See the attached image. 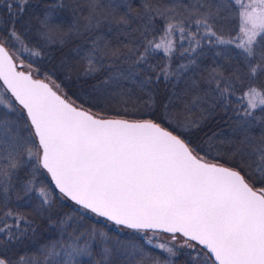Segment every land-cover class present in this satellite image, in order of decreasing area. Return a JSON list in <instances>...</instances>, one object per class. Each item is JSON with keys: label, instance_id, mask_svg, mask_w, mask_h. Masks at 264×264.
<instances>
[{"label": "snow or ice", "instance_id": "snow-or-ice-1", "mask_svg": "<svg viewBox=\"0 0 264 264\" xmlns=\"http://www.w3.org/2000/svg\"><path fill=\"white\" fill-rule=\"evenodd\" d=\"M26 6L27 0L0 3L8 15L6 20L0 17V264H82L85 257L87 264H111L108 235L94 227L80 231L77 226L68 232L64 225L71 227V217L59 221L61 238L38 250L42 259L8 255L10 245L32 227L27 215L9 207L13 196L19 201L35 194L37 214L52 210L55 198L40 180L44 173L81 210L139 234V240L115 242L126 257L124 264H174L173 258L182 253L191 264H264V144L254 149L257 160L248 173L242 165L208 162L211 152L200 155L182 138L198 122L190 117L181 122L170 110L171 99L163 106L160 122L105 117L77 105L60 92L52 80L55 73L36 78L42 74L33 64L44 57L45 46L63 43V36L52 26L51 10L39 19L32 36L28 25L17 29ZM87 7L77 34L106 24L118 35L135 32L138 37L117 46L102 35L92 39L81 56L83 75H95L108 59L127 65L126 74L118 72L117 79L142 71L147 75L140 84L147 85L153 75L167 81L174 72L196 64L194 57L203 53L205 41L211 46L234 45L239 50L235 56L216 53L226 55L230 71L221 65L208 70L213 108H231L245 123H264V116H256L257 110L264 113V0H142L141 10L134 14L142 24L131 32V14L118 15L116 5L105 8L99 0H88ZM224 21L236 22L230 30L235 35L225 38L219 27ZM160 52L165 63H150ZM176 52L188 63L173 69ZM18 54L32 63L26 65ZM116 95L128 105L125 92ZM208 96L194 97L184 110L190 112ZM153 103L150 95L145 107ZM131 108L125 107V116L144 115L135 104ZM21 111L27 117L23 125L9 118V113L19 117ZM250 175L257 180L250 181ZM95 244L102 245L98 260L93 259Z\"/></svg>", "mask_w": 264, "mask_h": 264}, {"label": "trees", "instance_id": "trees-1", "mask_svg": "<svg viewBox=\"0 0 264 264\" xmlns=\"http://www.w3.org/2000/svg\"><path fill=\"white\" fill-rule=\"evenodd\" d=\"M3 3V0H0ZM61 3L62 7H54ZM88 0H27V6L23 15L18 19L16 24L17 29H22L25 25L30 26L34 34V30L38 26L39 19L44 16L46 11L52 12V26L57 29V35L63 36V43L59 40L51 46H45V55L39 60L38 64H33V67H39L43 77L44 73H55L52 80L60 85V90L66 93L68 98L75 100L84 108L102 114L105 117L128 118V119H155L159 121L162 114L164 104L171 99L170 110L176 115L181 122L186 118H191L198 122V127L192 128L189 132L184 133L182 138L191 141V146L196 148L200 155L211 152L206 156L208 161L223 163L226 166H243V171L251 173L255 168L257 156L254 149L264 144V123L257 120H252L250 123H245L236 117V114L231 108L225 109L223 106L213 108L214 97L211 96L210 86L207 82V73L210 68L221 65L226 71L229 63L226 55L217 56L216 53H224L235 56L239 50L234 45H216L211 46L204 42L203 53L197 54L194 58L196 64H189L188 67L179 72H174L167 81L161 77L155 79L147 85H141L147 73L140 71L138 75L130 79H117L118 72H125L127 65L112 64L108 59H105L104 66L93 76H85L82 74L84 62L81 56L90 46L91 40L102 35L112 46H117L121 43H127L128 39L138 37V33L132 32L131 36L118 35V30L113 28L108 30V25H103L99 30L90 33L77 34V29L82 30L84 25V17L88 13ZM101 6L105 7L109 4L116 5L118 15L130 13L132 23L128 31L137 28L142 24V21L135 18V13L141 10L142 0H99ZM15 11V9H13ZM110 9H106V12ZM226 15V14H224ZM0 17L8 19L5 8L0 7ZM236 22L224 21L219 26L225 38L229 35H235L233 25ZM238 30V29H237ZM67 34V35H65ZM187 42L184 47H187ZM15 52L16 49L12 48ZM77 50L80 55H77ZM20 55L25 63H32L31 58L23 54ZM152 64L165 63L163 53H157L150 58ZM187 59H181L179 53L174 54V59L171 61L172 68L175 69L180 64H187ZM111 65V71L109 66ZM109 77H113L108 83H105ZM121 91L127 95L124 97L129 101L128 105L121 103V97L116 95ZM205 93H209L207 99L202 100L199 105L192 108L190 112L185 111L186 105H191L192 100L196 96L203 97ZM10 95V94H9ZM154 98V103L145 107V102L149 96ZM236 95H240L239 92ZM235 102V101H234ZM135 104L137 110L143 112L144 115H124V109L127 107L132 111L131 105ZM257 117L264 116V113L257 110ZM9 118L18 119L20 124L26 122V113H20L19 117L15 113H9ZM168 127L167 124L164 125ZM171 130V129H170ZM179 134V133H177ZM220 156L222 159L214 160L213 157ZM21 172V176H23ZM250 181H256L255 175L248 177ZM43 184L48 185L54 194V203L50 213L39 215L34 211V208L39 204L35 194L31 199L16 200L13 196L9 207L16 208L17 211L27 215L32 221V227L28 229V234L21 241L10 245L8 252L9 256L18 257L20 255L33 256L42 259L38 255V250L46 244L61 238V227L59 221L67 217H71L70 223L65 224L68 232L79 226L80 231H86L95 228L105 232L110 238L107 246L112 248L110 256L111 264H124L125 255L123 250L116 245V241L126 243L129 240H139V234L135 232L120 231L102 219H97L79 206L75 205L70 199H64L58 190L51 183L50 177L44 173L40 176ZM256 186H260L257 182ZM50 216V218H49ZM82 217V219H81ZM4 223H13L11 220H6ZM23 227V225H21ZM34 229V231H33ZM2 238V237H0ZM102 245L95 244L93 250L96 255L94 260H98L99 251ZM149 248V246H145ZM154 254H161L158 249H150ZM187 250H185L186 252ZM166 254H163V259ZM82 264H87L88 258H81ZM174 264H191V261L185 254H179L174 257Z\"/></svg>", "mask_w": 264, "mask_h": 264}, {"label": "rangeland", "instance_id": "rangeland-1", "mask_svg": "<svg viewBox=\"0 0 264 264\" xmlns=\"http://www.w3.org/2000/svg\"><path fill=\"white\" fill-rule=\"evenodd\" d=\"M17 61H19V60H17ZM26 64V63H25ZM27 65V64H26ZM37 78H40V79H42L43 77H39V76H37ZM60 92L61 93H63L61 90H60ZM77 105H79V104H77ZM88 110V109H87ZM92 112V111H91ZM94 113V112H93ZM94 114H97V113H94ZM208 160V159H207ZM61 195V194H60ZM62 196V195H61ZM63 197V196H62ZM64 199H68V198H66V197H63ZM85 211V210H84ZM85 212H87V211H85ZM88 214H90L91 216H93V217H95V218H97V219H102V220H104V221H106L107 223H109L111 226H113L114 228H116V229H118V230H120V231H125V232H133L132 230H128V229H124V228H122V227H118V226H116L114 223H112V222H109V221H107L105 218H102V217H97V216H95V214H92V213H90V212H87Z\"/></svg>", "mask_w": 264, "mask_h": 264}, {"label": "water", "instance_id": "water-1", "mask_svg": "<svg viewBox=\"0 0 264 264\" xmlns=\"http://www.w3.org/2000/svg\"><path fill=\"white\" fill-rule=\"evenodd\" d=\"M17 62V64H19V61H16ZM37 78V77H36ZM37 79H40V78H37ZM86 109V108H85ZM111 118H114V117H111ZM208 162H213V161H208Z\"/></svg>", "mask_w": 264, "mask_h": 264}]
</instances>
